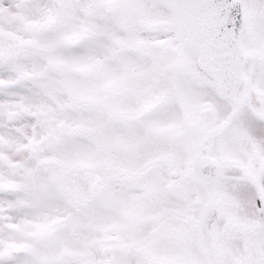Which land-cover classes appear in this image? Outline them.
Segmentation results:
<instances>
[{"label":"snow or ice","instance_id":"1","mask_svg":"<svg viewBox=\"0 0 264 264\" xmlns=\"http://www.w3.org/2000/svg\"><path fill=\"white\" fill-rule=\"evenodd\" d=\"M0 264H264V0H0Z\"/></svg>","mask_w":264,"mask_h":264}]
</instances>
